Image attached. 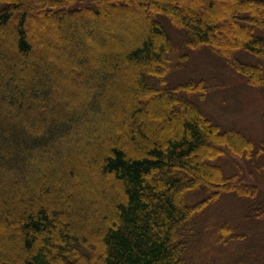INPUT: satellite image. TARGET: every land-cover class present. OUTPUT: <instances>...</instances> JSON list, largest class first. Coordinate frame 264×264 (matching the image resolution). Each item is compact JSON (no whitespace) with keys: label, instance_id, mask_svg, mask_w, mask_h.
<instances>
[{"label":"trees","instance_id":"1","mask_svg":"<svg viewBox=\"0 0 264 264\" xmlns=\"http://www.w3.org/2000/svg\"><path fill=\"white\" fill-rule=\"evenodd\" d=\"M177 32L264 92V0H0V264H252L190 253L224 195L259 225L215 248L264 235V136L208 118L201 80L167 86Z\"/></svg>","mask_w":264,"mask_h":264},{"label":"rangeland","instance_id":"2","mask_svg":"<svg viewBox=\"0 0 264 264\" xmlns=\"http://www.w3.org/2000/svg\"><path fill=\"white\" fill-rule=\"evenodd\" d=\"M99 7L103 10L106 9L101 4ZM37 16L38 13L35 12L33 17ZM35 20L37 19L35 18ZM38 24L41 26V29L37 27L38 33H41L44 28L49 30L47 23L41 25L38 22ZM134 31V29H130V34H133ZM97 33L100 32L97 31ZM177 34L178 32L174 35L175 42L168 54L170 69L166 77L167 86L181 85L188 80H201L207 86L205 94L203 96L196 93L189 94V98L200 107L204 114L223 129L236 128L246 133L256 142L261 140L264 136L262 123L264 118V92L250 86L244 76L237 73L226 60L214 54L208 48L190 49L183 46L179 42L181 35ZM91 35L90 32L85 34L88 38ZM47 37L53 39L54 45H60L54 31H50V35ZM109 40L112 41L110 35L105 37V44ZM90 41L95 40L90 39ZM53 52L56 54L57 51ZM241 57L246 58V55L243 54ZM218 162L223 168L230 171L234 160L225 158L218 159ZM242 209V204L231 195H224L207 206L204 216L199 217L200 231L206 226L210 227L211 230L203 235L199 244L192 246L190 249L191 256L197 263L207 262L208 260L219 262L220 257L230 256V253L237 255L243 250L250 254L252 264H259L261 259H264V235L253 233V237L247 238L244 243H238L234 247H229L221 252L213 245L216 236L215 226L218 223L221 224L226 221L239 222L240 228L254 226L255 224L259 225L256 222L247 221L245 223L244 220H240Z\"/></svg>","mask_w":264,"mask_h":264}]
</instances>
